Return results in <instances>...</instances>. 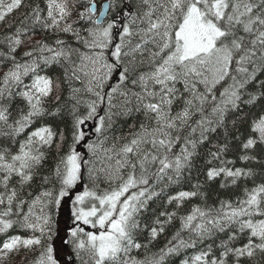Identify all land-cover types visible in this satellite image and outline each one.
Listing matches in <instances>:
<instances>
[{"label":"snow or ice","instance_id":"1","mask_svg":"<svg viewBox=\"0 0 264 264\" xmlns=\"http://www.w3.org/2000/svg\"><path fill=\"white\" fill-rule=\"evenodd\" d=\"M0 264H264V0H0Z\"/></svg>","mask_w":264,"mask_h":264},{"label":"trees","instance_id":"2","mask_svg":"<svg viewBox=\"0 0 264 264\" xmlns=\"http://www.w3.org/2000/svg\"><path fill=\"white\" fill-rule=\"evenodd\" d=\"M163 242V237H161V243Z\"/></svg>","mask_w":264,"mask_h":264}]
</instances>
